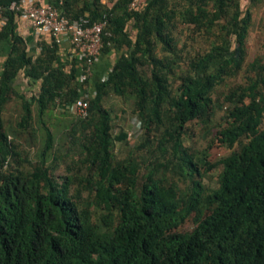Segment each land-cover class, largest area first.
Here are the masks:
<instances>
[{"label":"trees","instance_id":"16d2710c","mask_svg":"<svg viewBox=\"0 0 264 264\" xmlns=\"http://www.w3.org/2000/svg\"><path fill=\"white\" fill-rule=\"evenodd\" d=\"M132 1L52 3L69 20L107 16L101 57H118L84 98L88 116L59 143L45 118L81 99L87 81L59 63L56 42L39 41L33 52L16 33L22 15L11 6L21 0H0V42L10 46L0 71V264H264V58L246 67L251 8L241 0H147L130 9ZM182 25L209 47L185 56L174 36ZM244 70V84L219 89ZM110 94L134 100L145 129L123 159L116 142L128 144L130 134L114 135ZM14 99L22 103L11 138L4 114ZM217 111L224 117L212 143L201 154L186 148L187 125L207 126ZM36 117L43 146L35 161L23 150L30 168H20L17 134L36 131ZM154 143L163 156L142 159ZM215 144L237 149L210 163ZM219 166L218 187H206L204 175ZM188 219L194 228L181 232Z\"/></svg>","mask_w":264,"mask_h":264},{"label":"rangeland","instance_id":"374dc122","mask_svg":"<svg viewBox=\"0 0 264 264\" xmlns=\"http://www.w3.org/2000/svg\"><path fill=\"white\" fill-rule=\"evenodd\" d=\"M241 4L243 10L251 8L253 16V24L250 28L247 40V67L255 60L264 58V0H258L257 2H252L251 0H241ZM174 36L176 42L178 43V47L184 51L185 56H187L188 53L193 54L196 51H205L209 47L207 41L204 40L201 36L194 34L193 29L190 26H180ZM117 58L118 57L115 54H111L108 59H103L102 57L99 58L97 64L99 65L98 67H100L101 73H98L95 76L93 75L91 78H89L88 75V80L82 88L83 99H87L94 93L93 89L96 80H99L100 78L102 80L107 79L108 72L112 69ZM245 71L246 70L242 71L236 77L228 79L223 86L219 87V89L221 91H230L231 89L237 87L239 84H244ZM178 84L179 83H176V85ZM24 87V89L22 88L23 92L25 91L27 92L28 96H31V93L26 90V85ZM21 103V100L14 99L8 105L7 110L4 114L5 124L7 130H9L11 138H13V135L11 134L12 131L18 129V122L21 116ZM105 107L112 111L115 125L114 135L119 134L121 131L129 132L130 134L128 144L124 142H116L115 154L117 158L123 159L127 158L132 153L135 154V148L137 144L141 143L142 138L145 134V129L142 127L139 118L134 113V100L130 98L119 97L115 94H110L105 98ZM33 110L36 114L35 106L33 107ZM223 117L224 111H217L215 116L213 117V121L207 126L200 125L196 121L190 122L186 127L187 131L183 137L184 146L186 148H190L192 152L194 151L197 154H201V152L205 150L206 146L212 143L210 141L215 136L218 125L222 123ZM81 118L82 117L78 115V112L73 104L67 108L57 107L55 111L48 113L45 121L57 136V139L60 143L59 137H64V134L67 132V130ZM34 123H36L34 124V130L36 131L32 132L30 129L27 132L17 134L16 143L19 146L18 151L22 156V161L25 158L23 150L28 151L30 153V159L32 161H35L37 153L42 149L43 146L42 144L45 134L44 129L38 126L37 117ZM62 145L65 146V144ZM69 146L70 145H68V147ZM236 149L237 146H235L233 149H229L215 144L209 150L208 161L210 163H216L220 159L229 156L232 151ZM72 154V157H77L78 155V151L75 147H73ZM162 156L163 155L159 150L158 144L154 143L151 152L146 153L145 156L142 154L141 158L143 159L145 157H149L155 161ZM20 163V168H30L28 163L24 161H20ZM14 166L17 167L18 164L14 162ZM221 170L222 166H219L218 168H215L208 174L204 175V178L202 179L203 184L209 188L218 187V179ZM201 171L203 172L204 169H202ZM57 174H66L65 165H61V167L57 171ZM171 175L172 174L169 172L168 178H170ZM188 184H190L189 181H185L181 183V186L182 188H187ZM194 226V221L192 219H188L185 224L179 228V230L181 232L192 231Z\"/></svg>","mask_w":264,"mask_h":264},{"label":"built area","instance_id":"2783aa9c","mask_svg":"<svg viewBox=\"0 0 264 264\" xmlns=\"http://www.w3.org/2000/svg\"><path fill=\"white\" fill-rule=\"evenodd\" d=\"M146 2L147 0H133L130 9L140 7ZM11 9L19 12L22 17L29 20L39 38L44 34H48L58 45L63 40H69L77 50L80 59L86 63L87 68L92 66L101 56L104 46L103 37L107 34V16L96 22H90L88 18L84 17L69 20L53 5L40 6L31 0H21L20 3H13ZM4 21L5 18L0 7V26ZM88 75L89 73H85L80 77L81 84L87 81ZM74 107L80 117L85 118L88 116L89 104L85 99H79Z\"/></svg>","mask_w":264,"mask_h":264},{"label":"crops","instance_id":"0c3cea01","mask_svg":"<svg viewBox=\"0 0 264 264\" xmlns=\"http://www.w3.org/2000/svg\"><path fill=\"white\" fill-rule=\"evenodd\" d=\"M31 1H33L34 3L40 6H48V5H52V3L55 0H31ZM116 1L117 0H102V2L109 7H112ZM5 23H6V19L3 22V24ZM2 25L0 26V30L2 28ZM16 33L25 38L26 42L29 44V47L33 50V52L36 50L37 42L39 41L54 42V39L48 34H44L39 38L36 35L29 20L25 17H20V18L17 17ZM58 46H59V51H58L59 63L67 64V65L73 64L78 70L79 78L85 73L86 74L89 73V78H91L93 75L95 76L98 73H101L100 67H98L99 65L97 64L99 59L95 61V63L92 66L87 68L86 63L80 59L77 50L69 40H63ZM9 51H10L9 44L6 41L0 42V71L2 70L5 60L7 59ZM19 84L20 86H23L22 87L23 89L25 88L24 86L26 85V90H27L28 87L26 81L24 83L21 82Z\"/></svg>","mask_w":264,"mask_h":264}]
</instances>
